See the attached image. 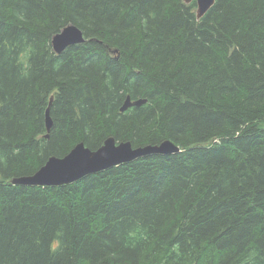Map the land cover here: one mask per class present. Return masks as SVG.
<instances>
[{"label":"trees","instance_id":"1","mask_svg":"<svg viewBox=\"0 0 264 264\" xmlns=\"http://www.w3.org/2000/svg\"><path fill=\"white\" fill-rule=\"evenodd\" d=\"M109 136L180 150L11 183ZM0 264H264V0H0Z\"/></svg>","mask_w":264,"mask_h":264},{"label":"water","instance_id":"2","mask_svg":"<svg viewBox=\"0 0 264 264\" xmlns=\"http://www.w3.org/2000/svg\"><path fill=\"white\" fill-rule=\"evenodd\" d=\"M188 3L191 0H183ZM196 18L202 17L212 6L214 0H195ZM85 40L81 29L76 25L68 24L51 39L52 49L61 53L66 46L83 42ZM146 102L144 98L132 100L126 96L120 111L132 106H140ZM49 105L45 110V125L47 132L52 127L49 115ZM47 135V134H46ZM180 150L174 142L166 139L157 144H147L133 147L129 141L117 142L109 136L102 144L91 149L83 142L75 144L64 156H50L34 173L21 175L11 179V183L18 185H63L75 182L83 177L108 169L112 166L132 161L138 157L156 154H172Z\"/></svg>","mask_w":264,"mask_h":264},{"label":"bare ground","instance_id":"3","mask_svg":"<svg viewBox=\"0 0 264 264\" xmlns=\"http://www.w3.org/2000/svg\"><path fill=\"white\" fill-rule=\"evenodd\" d=\"M195 2H196V1H195ZM66 26H67V25H66ZM64 27H65V26H64ZM128 96H129V95H128ZM129 97H130V96H129ZM137 99H138V98H137ZM144 99H145V98H144ZM132 100H134V99H132ZM49 102H50V105H51V98H50ZM48 105H49V103H48ZM44 115H45V114H44ZM49 115H50V114H49ZM51 120H52V119H51ZM44 121H45V117H44ZM45 128H46V125H45ZM48 133H49V132H47V130H46V134H47V135H45L44 137L47 138V137L49 136ZM48 158H49V157H48ZM45 162H46V161H45ZM45 162H44V163H45ZM42 165H43V164H42Z\"/></svg>","mask_w":264,"mask_h":264},{"label":"rangeland","instance_id":"4","mask_svg":"<svg viewBox=\"0 0 264 264\" xmlns=\"http://www.w3.org/2000/svg\"><path fill=\"white\" fill-rule=\"evenodd\" d=\"M44 164V163H43Z\"/></svg>","mask_w":264,"mask_h":264}]
</instances>
